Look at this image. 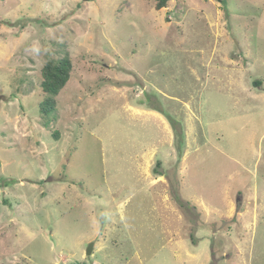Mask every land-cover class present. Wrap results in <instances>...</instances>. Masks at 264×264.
<instances>
[{"label":"rangeland","instance_id":"rangeland-1","mask_svg":"<svg viewBox=\"0 0 264 264\" xmlns=\"http://www.w3.org/2000/svg\"><path fill=\"white\" fill-rule=\"evenodd\" d=\"M156 3L0 0V264H264V0Z\"/></svg>","mask_w":264,"mask_h":264},{"label":"trees","instance_id":"trees-1","mask_svg":"<svg viewBox=\"0 0 264 264\" xmlns=\"http://www.w3.org/2000/svg\"><path fill=\"white\" fill-rule=\"evenodd\" d=\"M168 0H157L158 9L167 5ZM72 71V60L69 54L59 59H49L42 69L43 80L41 87L47 96L40 102V111L44 115L53 112L56 106V95L64 88L68 82ZM260 84V82H256ZM48 124L46 123V126ZM177 131V128H175Z\"/></svg>","mask_w":264,"mask_h":264},{"label":"water","instance_id":"water-1","mask_svg":"<svg viewBox=\"0 0 264 264\" xmlns=\"http://www.w3.org/2000/svg\"><path fill=\"white\" fill-rule=\"evenodd\" d=\"M93 250V244L91 243L87 249V254H91Z\"/></svg>","mask_w":264,"mask_h":264}]
</instances>
